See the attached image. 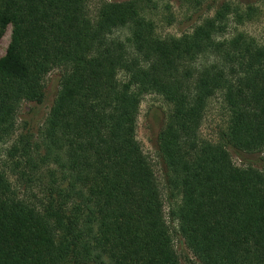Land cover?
I'll return each mask as SVG.
<instances>
[{"label": "trees", "instance_id": "trees-1", "mask_svg": "<svg viewBox=\"0 0 264 264\" xmlns=\"http://www.w3.org/2000/svg\"><path fill=\"white\" fill-rule=\"evenodd\" d=\"M91 1L0 0V146L12 140L13 158L11 174L0 167V264H181L174 236L198 264H264V42L227 34L240 15L226 2L162 37L147 1L102 0L94 14ZM55 70L32 147L14 138L19 113ZM151 93L168 105L155 143L165 193L136 138ZM217 95L226 124L203 139Z\"/></svg>", "mask_w": 264, "mask_h": 264}, {"label": "rangeland", "instance_id": "rangeland-1", "mask_svg": "<svg viewBox=\"0 0 264 264\" xmlns=\"http://www.w3.org/2000/svg\"><path fill=\"white\" fill-rule=\"evenodd\" d=\"M102 0H92L90 12L95 13L98 4ZM122 1V0H116ZM148 2V16L154 21L156 33L162 37L179 36L181 33L190 31L195 25L199 24L205 17H211L221 7L223 3H229L232 8L237 9V13L227 15V34L236 31L245 32L255 40L264 42V0H145ZM147 10V11H148ZM125 32L121 31V34ZM125 35V34H124ZM123 36V35H122ZM11 37V25H7L0 37V57H2L8 47ZM58 70L48 73L44 79L45 97L41 104H36L33 111L29 108L32 105L22 106L18 129L14 138L19 133H27L30 143L38 141V130L41 127L45 116L50 108L58 88ZM168 105L162 97L156 93L146 94L142 97L136 126V138L139 141L143 152L151 160L161 191L165 193L164 174L165 166L156 153V135L165 121V114ZM227 113L220 95L213 97L208 104L204 120L200 127V135L203 139L218 140L219 132L226 124ZM12 140L0 146V167L10 172L9 166L13 160L8 154ZM264 159V151L260 154ZM233 160L239 164V159L233 155ZM264 166V162H261ZM16 173V172H15ZM12 181L20 191L28 193H38L39 188L36 184L32 186L24 184L20 180L18 173L11 176ZM167 211V208H165ZM173 226V223H170ZM174 246L180 256L181 264H198L191 258V254L183 242L174 236Z\"/></svg>", "mask_w": 264, "mask_h": 264}]
</instances>
